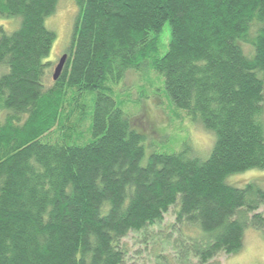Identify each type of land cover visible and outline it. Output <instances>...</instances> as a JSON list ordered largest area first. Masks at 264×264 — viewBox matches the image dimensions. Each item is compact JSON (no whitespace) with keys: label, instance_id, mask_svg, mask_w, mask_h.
<instances>
[{"label":"trees","instance_id":"1","mask_svg":"<svg viewBox=\"0 0 264 264\" xmlns=\"http://www.w3.org/2000/svg\"><path fill=\"white\" fill-rule=\"evenodd\" d=\"M58 2L0 0L16 21L0 27V264H143L142 244L144 264L238 251L246 226L264 228V189L224 181L264 168V0H74L53 80ZM144 70L214 133L207 158L153 150L140 96H122Z\"/></svg>","mask_w":264,"mask_h":264},{"label":"rangeland","instance_id":"2","mask_svg":"<svg viewBox=\"0 0 264 264\" xmlns=\"http://www.w3.org/2000/svg\"><path fill=\"white\" fill-rule=\"evenodd\" d=\"M75 12L74 0H59L54 13L45 19L46 27L54 33L48 57L53 62L51 74L59 58L69 46ZM15 26V20L0 17V27L4 31L9 32ZM168 39L169 26L165 24L160 36L162 51L166 49ZM144 72L150 73L148 70L140 71L138 75L132 71L126 73L123 82L127 91L122 92L124 93L122 96H129L132 99L140 96L141 101L133 113L139 127L148 137L147 140L152 143L153 150L174 152L185 149L191 157L207 158L215 140L214 133L203 127L201 123L185 117L182 111L173 110L166 98L159 93L160 81L153 75H151L152 81L149 80L147 75L143 76ZM136 88L142 93L136 95ZM224 181L235 187H243L247 183L255 182L264 189V168H251L235 172L227 175ZM256 211L264 213V206H259ZM170 219L171 216L168 214L165 223H168ZM124 240L131 248L138 249L141 236L139 233H130ZM142 246L143 244L139 249H141V263L144 264L149 256L147 252L143 253ZM165 252H167L166 249ZM133 257H135L134 254L131 259L135 262L136 259ZM183 264H198V262L195 258H190ZM206 264H264V228L246 226L243 245L238 251L228 255L218 253Z\"/></svg>","mask_w":264,"mask_h":264},{"label":"water","instance_id":"3","mask_svg":"<svg viewBox=\"0 0 264 264\" xmlns=\"http://www.w3.org/2000/svg\"><path fill=\"white\" fill-rule=\"evenodd\" d=\"M66 59H67L66 53L62 54L61 57L59 58L57 64L55 65V67L53 69V73H52L53 80H56L59 77Z\"/></svg>","mask_w":264,"mask_h":264}]
</instances>
